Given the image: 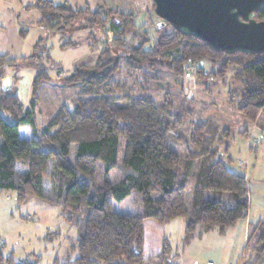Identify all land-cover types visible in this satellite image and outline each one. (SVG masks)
Wrapping results in <instances>:
<instances>
[{
	"label": "trees",
	"instance_id": "1",
	"mask_svg": "<svg viewBox=\"0 0 264 264\" xmlns=\"http://www.w3.org/2000/svg\"><path fill=\"white\" fill-rule=\"evenodd\" d=\"M150 3L155 15L153 0ZM104 4L91 9L87 1L82 7H73L68 1L35 0L25 6L37 11L35 25L43 30L33 45L35 54L15 57L0 53V192L12 190L17 203L31 197L45 199L59 206L75 225L72 249L76 256L53 264H143L145 220L167 223L185 217L186 243L195 233L200 236L216 229L223 234L247 216L245 177L228 167L231 158L226 163L219 153L227 154L228 130L210 119L194 125L186 137L189 149L180 155L170 143L182 139L178 133L181 118L174 113L177 95L164 92L156 100L134 73L165 67L183 78L189 74L187 68L194 66L197 79L228 77L229 92L237 98L234 107L264 133V123L259 126L264 118V53H224L163 20L164 27L155 29L157 36L152 40L132 11L123 13ZM255 17L264 20V5ZM71 27L100 28L103 34L106 28L112 38L104 42L94 63L79 64L63 78L67 84L80 85L74 105L59 106L37 128L36 92L48 74L43 69L33 78L30 100L25 104L16 91L18 69L44 58L47 41ZM27 31L20 29V36ZM112 48L122 49L124 56L113 58ZM46 58L50 59L48 54ZM204 62L208 64L205 69ZM121 65L133 79L130 85L116 79ZM8 69L12 72L5 85ZM135 84L140 93L135 92ZM248 133V128L239 132L243 138ZM99 166L104 173L119 169L120 176L113 183L97 182ZM132 191L134 211H115L113 201L124 200ZM206 192L217 198H205ZM247 250L250 255L240 259ZM173 257L163 239L160 251L148 260L174 264ZM239 259V264L264 263L263 221L251 228ZM3 260L0 252V262ZM5 264L23 262H15L10 255Z\"/></svg>",
	"mask_w": 264,
	"mask_h": 264
},
{
	"label": "rangeland",
	"instance_id": "2",
	"mask_svg": "<svg viewBox=\"0 0 264 264\" xmlns=\"http://www.w3.org/2000/svg\"><path fill=\"white\" fill-rule=\"evenodd\" d=\"M54 2L68 1L73 7H82L87 1L91 9L97 5L128 13L132 11L137 23L144 24V29L153 40L157 33L155 29L164 27L158 17L152 11L150 0H53ZM144 3L145 8L141 9ZM26 3L21 0L15 3V13L18 15L12 24V33L16 21L21 23L26 21L25 28L27 33L20 39L14 37L17 42L9 53L15 57L34 55L33 45L39 37L43 35V30L35 25L38 18L35 10L28 13L23 11L20 6ZM136 4V5H135ZM136 8H135V7ZM19 10V12H18ZM112 38V33H105L99 28L74 29L69 28L63 33H56L46 43V53L44 58L34 60L28 65L18 69L19 78L15 83L18 97L27 104L30 100V88L33 78L43 69L47 72V77L39 83L36 92L35 121L37 128L43 127L47 121L56 113L61 105L71 107L75 103L80 85L67 84L63 78L67 77L72 69L79 64H92L95 62L98 52L102 49L105 41ZM95 39V40H94ZM67 42V45L64 43ZM113 58L125 54L122 49L112 48ZM46 54L50 59L46 58ZM204 62L203 68H207ZM124 66H120V73L116 76L118 82L131 84L133 79L124 72ZM195 67L190 66L186 72L189 74L181 78L174 76L169 69L157 67L152 70L136 72L133 76L138 78L144 88L158 100L164 92L177 95L175 114L181 118L178 133L182 139L177 142L170 141L172 147L183 156L189 149L187 136L192 127L198 123L210 119L220 128L227 129L228 138L224 145L228 146L227 154L221 158L227 163V158H231L228 167L233 171L244 175L245 171L251 168V174L246 185L250 193L249 203L253 213L259 212L258 205L264 206V137L258 144L257 152H251L246 156V141L239 132L250 124L236 110V96L229 92L231 88L230 79H197L194 76ZM4 77L3 83L7 85L8 77ZM135 84V92L140 93V87ZM231 97V98H230ZM233 100L231 103L230 100ZM10 122V118L5 116ZM264 118L259 120V126L263 125ZM23 130V129H22ZM258 131V130H257ZM255 168V169H254ZM119 169H111L104 173L101 166L98 170L97 182L108 180L115 182L120 176ZM48 185V180L46 178ZM192 181L187 187L186 207L189 206L191 196ZM132 191L124 200L113 201L114 210L121 213L133 212ZM225 194H223L224 198ZM205 198L216 199L217 195L213 192H206ZM263 203V204H261ZM185 217L175 218L167 223H157L153 220H145L143 223V264H154L148 257L157 253L161 249L162 240L166 239L174 255V264H239L244 258L250 255L246 251L244 257L239 259L244 248L243 231L240 229L238 221L233 227H229L223 234L213 229L202 235L194 236L184 243ZM76 239L75 225L70 222L59 206L49 203L47 200L31 197L23 203H17L15 193L12 190H2L0 192V252L4 260L0 263L5 264L7 256L12 257L15 262L23 264H53L54 262L63 263L72 260L76 256V251L72 245ZM264 264V263H263Z\"/></svg>",
	"mask_w": 264,
	"mask_h": 264
},
{
	"label": "water",
	"instance_id": "3",
	"mask_svg": "<svg viewBox=\"0 0 264 264\" xmlns=\"http://www.w3.org/2000/svg\"><path fill=\"white\" fill-rule=\"evenodd\" d=\"M154 13L185 35L224 53H264V0H153Z\"/></svg>",
	"mask_w": 264,
	"mask_h": 264
},
{
	"label": "crops",
	"instance_id": "4",
	"mask_svg": "<svg viewBox=\"0 0 264 264\" xmlns=\"http://www.w3.org/2000/svg\"><path fill=\"white\" fill-rule=\"evenodd\" d=\"M34 1L35 0H26V3L23 4V6L21 5L20 8L22 7L23 11L26 13H28L29 11L35 10V9H25V6L27 4H31ZM20 2H21V0H0V53H9V51L14 47V44H16V42H17V40L14 38L16 35H17L18 39L23 37V36L22 37L20 36V29L25 28L24 25H26V21H22L21 23H19L18 19H17L16 25H15V27H13L12 33L10 32V30L12 28V24L18 16L15 13V9H14L15 3H20ZM18 12H19V10H18ZM37 15H38V13H37ZM38 18H39V15H38ZM37 19H36V21H37ZM248 130H249L248 136H247V138H245L246 149L248 150L246 156H248V153L250 155L251 152H254V153L257 152L258 144H260L262 142L263 137H264V133H263L262 129L260 127H257V125H250V127H248ZM250 171H251V168H250V170L248 169V172L245 171V173L243 175L245 177V181L248 180L249 175L251 174ZM249 197H250V193L248 192V198ZM248 201H249V199H248ZM261 204H263V203H261ZM258 206H259L258 207L259 212H257L255 214L251 210V207H252L251 203H249L246 218L239 221L240 222V229H242V231H243V241L245 243L247 241V238L249 237L251 228L257 222H260V221L264 222V206L260 205V204ZM245 243H244V245H245Z\"/></svg>",
	"mask_w": 264,
	"mask_h": 264
},
{
	"label": "built area",
	"instance_id": "5",
	"mask_svg": "<svg viewBox=\"0 0 264 264\" xmlns=\"http://www.w3.org/2000/svg\"><path fill=\"white\" fill-rule=\"evenodd\" d=\"M161 23L158 22V25L161 26V24L163 23V21L160 19ZM164 24V23H163ZM206 264H212V262H207Z\"/></svg>",
	"mask_w": 264,
	"mask_h": 264
}]
</instances>
